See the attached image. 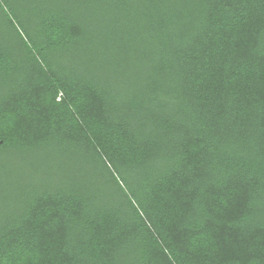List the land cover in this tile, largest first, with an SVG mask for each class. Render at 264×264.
<instances>
[{
  "label": "trees",
  "instance_id": "16d2710c",
  "mask_svg": "<svg viewBox=\"0 0 264 264\" xmlns=\"http://www.w3.org/2000/svg\"><path fill=\"white\" fill-rule=\"evenodd\" d=\"M0 264H264V0H0Z\"/></svg>",
  "mask_w": 264,
  "mask_h": 264
}]
</instances>
